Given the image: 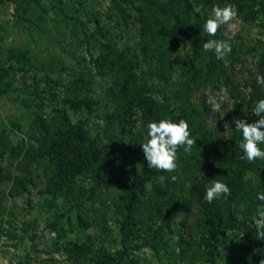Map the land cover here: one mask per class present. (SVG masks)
Wrapping results in <instances>:
<instances>
[{
  "label": "rangeland",
  "instance_id": "1",
  "mask_svg": "<svg viewBox=\"0 0 264 264\" xmlns=\"http://www.w3.org/2000/svg\"><path fill=\"white\" fill-rule=\"evenodd\" d=\"M229 4L236 31L209 36ZM212 39L232 51L205 52ZM257 75L264 0H0V264H259L264 161L234 123L260 118ZM161 119L196 140L174 173L139 145ZM212 180L231 195L208 203Z\"/></svg>",
  "mask_w": 264,
  "mask_h": 264
},
{
  "label": "clouds",
  "instance_id": "2",
  "mask_svg": "<svg viewBox=\"0 0 264 264\" xmlns=\"http://www.w3.org/2000/svg\"><path fill=\"white\" fill-rule=\"evenodd\" d=\"M221 26H226L228 32H235L238 27V12L231 4L224 7L214 6L212 15L206 20L203 31L209 36H215ZM205 52H214L217 59H224L231 51V44L223 40H208L202 44ZM256 82L264 87V75H257ZM228 99L227 89L221 88L216 96H209L207 103L211 106L213 112H219L221 103ZM252 113L260 117L253 123H248L245 119H234L235 129L242 133V141L239 148L244 152L249 162H255L257 159L264 161V150L259 145L264 144V99H260L252 109ZM228 129V124L225 125ZM227 133V131L225 132ZM227 139V136H225ZM142 148L145 159L148 162V168L157 171L174 173L177 168V151L183 147L186 153H190L196 146V140L192 138L189 124L186 120L180 119L174 122L169 119H161L159 122H149L147 124V135L145 142L139 144ZM249 177L246 175L245 179ZM160 183L165 182V176L158 177ZM178 179L176 175L171 176L175 182ZM231 195L227 184L212 180V184L207 188L205 200L212 203L221 196ZM257 199L264 201V193H258ZM256 228V238L264 241V207L257 210V216L253 218ZM264 264V259L259 261Z\"/></svg>",
  "mask_w": 264,
  "mask_h": 264
},
{
  "label": "trees",
  "instance_id": "3",
  "mask_svg": "<svg viewBox=\"0 0 264 264\" xmlns=\"http://www.w3.org/2000/svg\"><path fill=\"white\" fill-rule=\"evenodd\" d=\"M185 28L187 29L188 26L185 27ZM186 29H184V30H186ZM211 166H212V168L215 170V172H217V171L219 170L218 167H216V164H215V163H212ZM214 174H216V173H214Z\"/></svg>",
  "mask_w": 264,
  "mask_h": 264
}]
</instances>
